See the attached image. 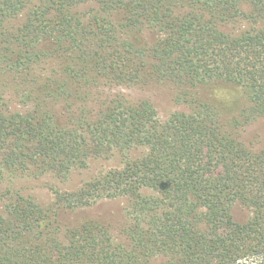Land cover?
I'll return each instance as SVG.
<instances>
[{
  "label": "trees",
  "instance_id": "obj_1",
  "mask_svg": "<svg viewBox=\"0 0 264 264\" xmlns=\"http://www.w3.org/2000/svg\"><path fill=\"white\" fill-rule=\"evenodd\" d=\"M216 84L245 106L225 116L199 96ZM152 86L186 111L162 122L118 90ZM258 120L264 0H0V185L123 160L77 190L50 187V209L0 192V264H264V145L241 139ZM119 198L128 246L94 221L60 239L58 209Z\"/></svg>",
  "mask_w": 264,
  "mask_h": 264
},
{
  "label": "rangeland",
  "instance_id": "obj_2",
  "mask_svg": "<svg viewBox=\"0 0 264 264\" xmlns=\"http://www.w3.org/2000/svg\"><path fill=\"white\" fill-rule=\"evenodd\" d=\"M118 90L130 100L150 101L156 109L159 120L162 122L166 121L172 113L186 111L187 109L184 105H179L174 101L173 90L166 86H152L146 89L121 88ZM199 96L221 106L225 116L235 115L246 104L243 95L237 89L222 84L203 87L199 90ZM18 109L21 110L20 107ZM241 139L246 144L252 143L255 147L263 146L264 120H258L247 126L241 132ZM143 153L144 151L141 149L132 151L129 154V158H138ZM122 165L123 160L117 154L107 159H91L87 167L73 169L65 181L59 182L51 176H43L39 179L16 178L12 184L4 183L0 185V192L7 187H12L17 189L23 196L34 199L42 208L50 209L54 203V196L49 190L50 187H55L62 192H71L101 174L110 170L121 169ZM127 206V200L119 198L114 200L103 199L91 206L74 210L58 209L57 214L62 233L60 234V239H63L62 235L66 229L79 226L83 222L94 221L108 230L113 241L128 246V237L123 232L124 228L129 224L126 217ZM2 211L3 204L0 202V215ZM232 217L235 222L243 223L250 217V212L245 207L235 204L232 208Z\"/></svg>",
  "mask_w": 264,
  "mask_h": 264
}]
</instances>
